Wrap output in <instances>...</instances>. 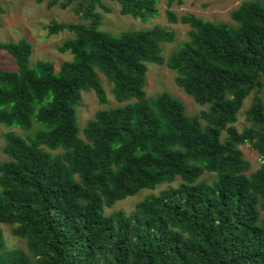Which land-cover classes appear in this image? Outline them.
I'll use <instances>...</instances> for the list:
<instances>
[{
  "label": "trees",
  "instance_id": "obj_1",
  "mask_svg": "<svg viewBox=\"0 0 264 264\" xmlns=\"http://www.w3.org/2000/svg\"><path fill=\"white\" fill-rule=\"evenodd\" d=\"M110 1L142 21L157 11V0ZM182 1H166L167 20L189 26L166 58L162 43L175 39L174 30H103L100 10H110L103 0H46L48 8L72 6L80 18L46 26L49 34L73 33L58 46L72 54L58 70L46 60L30 67L26 39L0 42L17 65L0 69V124L42 125L25 138L2 134L0 224L11 225L25 248L5 249L0 226V264H264V3L241 1L228 23L177 17L169 7ZM146 62L166 64L174 82L208 108L188 115L166 91L147 97ZM98 72L125 103L98 109L80 136L82 91L107 100ZM249 96L248 125L238 129ZM246 142L261 159L249 173ZM177 179L129 213H105Z\"/></svg>",
  "mask_w": 264,
  "mask_h": 264
},
{
  "label": "rangeland",
  "instance_id": "obj_2",
  "mask_svg": "<svg viewBox=\"0 0 264 264\" xmlns=\"http://www.w3.org/2000/svg\"><path fill=\"white\" fill-rule=\"evenodd\" d=\"M110 10L103 12L100 10L102 19L100 28L114 34L127 29L149 28L153 25H161L175 32V39L172 42L162 43V55L167 57L170 51L178 48L182 40L187 39L189 26L182 24L179 21L170 23L166 17L167 0H157V11L153 16L142 21L133 18L130 15H121L118 13V5L110 0H103ZM243 0H183L181 4L173 3L169 9L174 12L177 17L191 13L198 17L211 21H224L232 23L230 19V11L234 9ZM264 3V0H260ZM78 22L80 18L69 6L65 9L59 7L48 8L46 0L37 2L36 0H0V42H15L19 39H26L31 44V53L28 59V65L34 67L38 60L50 61L54 64L56 70L65 60L72 58L69 51L60 52L58 46L67 38L73 37V33L62 30L58 33L49 34L46 26L51 22ZM146 83L144 90L147 97H154L157 93L166 91L172 96L181 101L185 107V113L193 115L199 113L203 109H207V104H200L183 91L175 82V72L168 68L166 64H158L154 62H146ZM0 69L16 70L17 65L13 57L5 50L0 49ZM100 81L105 89L106 102L100 103L92 90L82 91V96L78 104L75 106L77 125L79 135L82 136L83 128L88 119L94 116L98 109L122 105L125 102H117L111 92V83L103 73L98 72ZM264 100V90L261 92ZM250 98H246L238 112L237 120L234 123L238 129H242L248 125L245 119L244 110L250 104ZM42 127L40 123L34 122L28 130L20 127H7L0 124V162L8 159V156L3 152L2 147L5 142L2 134L5 131H14L22 137L32 134L36 129ZM244 156L250 161V169L255 170L261 162L260 156L250 146L248 142L241 145ZM210 181L213 174H205L203 176ZM179 179L171 183H163L154 189H142L138 193L127 196L124 199L118 200L111 207H105V213L109 214L114 210L122 209L125 213L133 210L135 204L144 196L151 193H158L161 189L172 185H177ZM5 241V249L15 247L25 248V240L21 237L14 236L11 233V225L0 224Z\"/></svg>",
  "mask_w": 264,
  "mask_h": 264
}]
</instances>
